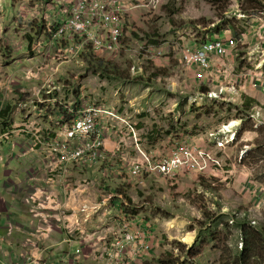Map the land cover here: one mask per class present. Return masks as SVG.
<instances>
[{
  "label": "rangeland",
  "instance_id": "1",
  "mask_svg": "<svg viewBox=\"0 0 264 264\" xmlns=\"http://www.w3.org/2000/svg\"><path fill=\"white\" fill-rule=\"evenodd\" d=\"M252 1L249 3L246 0H134L133 10L125 20L121 52L94 54L96 60L94 63L89 61L87 54L69 64H63L57 76H54L53 84H62L64 88L61 91H54L53 94L55 96L60 94V99L65 100L71 108H75L78 102L88 107L103 108L115 113L129 124L131 122L126 113L134 114L135 109L142 106L149 113L145 114L144 118L148 123L146 132L153 134L143 135V140H146L148 146L144 149L150 151L149 148L153 147L152 151L160 153L167 151V147L171 146L169 134L172 116L166 113L170 111L167 109L169 104L163 103L178 99L189 101L193 99V93H199L195 89L179 95L178 98L177 93L169 90L174 84L190 87L193 75L186 63L187 53L202 47L210 36H218L222 31L232 30L241 37L247 34L249 39L248 34L252 26H256L257 23L264 25V0ZM254 6L259 8V12L243 13ZM18 11L19 8H14L13 0H3L0 8V50L3 49L5 53L13 54L14 57H0V101L6 103L5 105L11 103L15 106L10 120L20 125L22 123L20 103L34 101L37 104L38 92L32 88L43 84L42 81H28L24 71L28 67L35 68L45 57L37 52H30L26 48L28 43L23 42L28 35L36 33V30L37 33L34 35L39 39L41 36L37 35L38 32H42V25L33 30L38 20L25 21L18 17ZM240 15L246 18H241ZM252 21L258 22L253 24ZM17 26L19 28L15 32L14 28ZM247 47L248 45L239 48L240 51L248 53L250 50ZM35 57L38 60L33 59ZM24 59L27 60L23 61ZM58 63L59 61H56L54 67ZM99 64L106 72L97 70ZM252 64L253 62H245L243 67L247 71L255 70L256 67L251 66ZM10 77L16 81L11 87L5 83ZM78 106L80 109V104ZM213 110L218 114V108ZM36 128L48 130L50 123L42 120V126ZM119 128L125 133L122 124ZM4 132L0 124V134ZM30 132L23 139L22 137L16 139L29 147L30 142L27 140L35 138V127ZM156 140L161 142L157 150L154 148ZM3 153L0 155L6 160L9 152ZM211 155L216 161H220L218 153L211 151ZM263 158L264 152L261 151L253 163L254 171H244V176L239 171L240 178H233L231 187L227 189L226 176L220 174L219 166L216 165L204 172L211 171L209 175L192 172L195 175L190 176V173L182 172L173 178L144 175L138 179L132 176V187L126 191L132 203L125 201L124 197L122 199L126 203L124 207L130 220L146 223L151 228L153 241L155 234L159 240L154 248V262L151 263L159 264V259L173 255L180 264H186L187 253L192 248L189 245L195 246L199 231L205 234L202 242L209 240L207 234L210 231H213L217 238L216 243L203 248L201 255L205 251L208 253L212 251L214 255L221 253L220 250L214 249L219 246L222 249L225 247L241 251V244L244 241L236 225L231 224L234 218H237L236 215L248 214L253 227L264 228ZM5 166L6 161L0 162V183L5 180L4 173L7 171ZM221 166L223 167V164ZM248 186L253 191L252 195L257 196L255 202H251L250 196L245 197L248 193H244V187ZM230 200H236L237 204L230 203L232 202ZM206 212L216 216L215 223L206 220L204 216ZM218 224L219 227L215 229ZM228 225L230 228H227ZM154 226L155 234L152 232ZM189 239H193V242L189 243ZM189 264L193 263L190 261ZM257 264H264V261Z\"/></svg>",
  "mask_w": 264,
  "mask_h": 264
},
{
  "label": "crops",
  "instance_id": "2",
  "mask_svg": "<svg viewBox=\"0 0 264 264\" xmlns=\"http://www.w3.org/2000/svg\"><path fill=\"white\" fill-rule=\"evenodd\" d=\"M18 1L13 0L14 8L17 7ZM41 1H43L42 4L54 1L58 5L57 0ZM2 3L3 0H0V8ZM257 22L252 21L253 24ZM40 25L42 22H38L37 26L32 29L36 30L37 27H41ZM17 28L19 27L14 28L15 32ZM251 28L248 34L247 48L250 50L248 53L240 51L239 47L232 49L223 63L213 55L212 66L208 70L196 65L189 66L188 69L193 75L190 87L180 84L171 86L169 90L177 93L178 98L179 95L195 89L199 93H193L194 97L189 101L178 99L163 103L164 105L169 104L167 109L170 111H165L172 116V127L169 134L171 146L167 147V151L162 153L152 151L153 147L149 148L150 151L144 149L148 146L146 140H143V135L153 134L146 132L148 123L144 118L148 112L141 106L135 109L134 114L126 113L128 120L136 128L138 144L123 125L125 133L123 131L120 133L121 124L114 122L112 130L103 132L105 157L97 166L85 161L80 166L68 165L66 171L57 172L52 188L56 190L62 204L67 208L65 210L69 216L73 212L80 214L84 206H88L93 211H99L89 224L84 225L83 228H86L84 233H77L76 237H71L65 231L57 229L40 233L39 229L45 228L47 224L41 223L33 216L26 202L37 188L49 187L47 179L50 174L45 170L47 165L45 152L38 149L31 150L32 138L26 139L30 142L29 147L16 138L13 141L2 140L0 153L4 154V151L9 153L5 160V167H7L4 173L5 180L0 183V264H106L102 255L108 257V249L122 238L121 223L130 219L124 207L126 203L118 191L126 193L128 188L132 187L133 165L141 157L138 148L142 149L141 151L149 157L152 163H161L169 159L174 150L184 144L209 153L214 151L219 154L220 174L226 176V189L231 187L233 178H240L239 171L243 173V176L244 171H254L252 168H254L253 163L256 161V156L261 151L264 152V51L258 50L261 44L257 36L259 31L264 30V25L257 23ZM41 29L42 32H38L37 36L48 33L44 26ZM36 33L30 36L35 39ZM233 35L241 38L236 32ZM245 36L248 37L247 34ZM28 38L23 42L28 43L26 48L31 52L32 41L30 37ZM215 38L225 40V32L222 31L218 36H210L208 41ZM6 55L5 50H0V57ZM10 55L14 57L13 54ZM33 59L38 60L37 57ZM245 62H253L251 66L256 69L245 70L243 67ZM26 90L23 89V91ZM212 93L218 94V98L209 99ZM215 108L219 109L218 114L214 113ZM234 135H236L234 143L224 149L217 147V141ZM24 136H21L22 139ZM160 143L156 140L154 147L156 150ZM210 173L212 172L209 171L202 175ZM189 175L192 176L195 173ZM152 176L155 175H150ZM252 192L249 186L244 187V193H248L245 197L250 196L251 202L257 198L256 195H252ZM109 195H112L114 200L108 209L102 208V204ZM230 201H232L230 203L237 204L236 200ZM226 202L229 201L226 200ZM236 216L238 220H251L248 214L243 213ZM80 218L83 221V216ZM69 220L74 222L72 217ZM136 223L139 227L146 228V225ZM97 229L104 233L103 243L93 242L89 238V234L97 232ZM154 230H156L155 226L153 233ZM158 242L155 234L152 253L148 258L135 257L131 251L127 258L136 261V264H152L155 258L154 248ZM193 246L189 245V247ZM80 250L84 253L82 257L76 256ZM221 258L222 253L220 252L214 255L212 251L209 253L205 251L195 260L194 264H221Z\"/></svg>",
  "mask_w": 264,
  "mask_h": 264
},
{
  "label": "built area",
  "instance_id": "3",
  "mask_svg": "<svg viewBox=\"0 0 264 264\" xmlns=\"http://www.w3.org/2000/svg\"><path fill=\"white\" fill-rule=\"evenodd\" d=\"M57 1L58 5L54 1L42 4L41 0H19L16 4V8H19V18L25 21L38 20L36 22H42V26L48 31L31 43V52L41 54L45 57L44 60L39 62L35 68L28 67L24 71L28 81L37 80L42 81L43 84L32 88L38 92V103L34 101L20 103L22 123L17 125L14 122L13 129L0 134V142L2 140L13 141L14 138L26 136L35 127V138L32 144L30 143V148L34 151L38 149L45 152L47 160L45 170L50 174L47 179L49 187L37 188L26 202L33 216L41 223L47 224L45 228L39 229L40 233L57 229L65 231L71 237H76L77 233H84L83 231L86 230L83 228L84 225L89 224L99 211H93L88 206H84L80 214L73 212L69 216L65 210L67 208L62 204L56 190L52 188L57 172L66 171L68 165L80 166L85 161L97 166L105 157L103 132L112 130L113 123L116 121L129 131L136 143H138V135L133 125L106 109L85 105H81L80 109L69 107L65 100L60 99V94L57 96L53 94L54 91H61L64 88L62 84L54 85L53 78L57 76L63 64H69L84 57L88 51H92L95 55L120 53L125 20L133 10L134 0ZM240 17L246 18L243 15ZM225 35V40L211 39L195 51L188 52L185 57L187 65H196L208 70L212 66L213 55L223 63L232 49L248 45L246 36L237 38L232 30L226 31ZM257 36L261 44L258 50L264 51V30L259 31ZM56 61L59 63L54 67ZM5 83L11 87L16 81L10 77ZM46 94L49 96L46 97ZM218 96L212 93L209 99L214 100ZM67 112L73 116L71 121H67L65 115ZM42 120L50 123L48 130L42 131V128H36L42 126ZM44 134H54V136ZM235 139L236 135L217 141V147L224 149L234 143ZM138 151L141 157L137 163H134L131 172L135 178L147 174L173 178L181 172L204 173L213 165L219 166L211 153L195 149L188 144L177 147L172 157L161 163H152L139 148ZM0 161H5L1 155ZM113 200L112 195L106 197L102 208L108 209ZM80 216H83V221ZM70 217L74 218V222L69 220ZM234 223L233 220L231 224L234 225ZM140 224L146 225V228L139 227L130 219L121 223L122 238L108 249V257L102 255L106 264H126V261H128L127 264H136V261L127 258L129 251L135 257L148 258L150 256L153 249L151 228L146 223ZM103 234V231L97 229V232L89 234V238L93 242L103 243L105 241ZM96 246L98 247L97 244ZM243 246L241 244V250ZM83 254L80 250L76 256L82 257Z\"/></svg>",
  "mask_w": 264,
  "mask_h": 264
},
{
  "label": "trees",
  "instance_id": "4",
  "mask_svg": "<svg viewBox=\"0 0 264 264\" xmlns=\"http://www.w3.org/2000/svg\"><path fill=\"white\" fill-rule=\"evenodd\" d=\"M249 3H252V0H246ZM252 11L259 12V8L256 6L252 7L251 9L243 11L244 14H249ZM31 41L33 42L34 38L29 36ZM88 54V55H87ZM87 57L90 58L89 61L91 63L96 62L94 58V53L92 51H88ZM85 55V56H86ZM7 58H10L11 55H6ZM84 56V57H85ZM104 67L99 64L97 66V70L101 71L103 70L106 72ZM78 95V94H77ZM6 103H3L0 101V124L2 126L3 131L10 130L12 126L14 125V121L11 119V114L13 113L15 106L11 103H8V105H5ZM81 106V102H78ZM78 104H76V108H78ZM67 121H71L73 119V116H70V114L65 113ZM118 194L122 197H124L125 201L132 203L131 199H128L126 193L123 191H118ZM204 216L206 220L210 223H215L216 216H213L209 213H204ZM235 225L237 227V230L241 234V238L244 241L243 243V249L240 250H230L229 248L222 249L221 246L214 247V249H218L222 253L221 258V264H257L259 262L264 261V228L261 227H253L252 223L249 221V219H245L244 221H238V219L234 218ZM219 227V224L215 226V229ZM227 228H230L228 225ZM209 240H204L202 242L203 237L205 234L202 231H199L198 239L189 252L187 253L188 262L186 264H189L191 261L193 264L195 263V260L201 255L203 248L210 247L212 243L217 242L216 235L213 234V231H210V233L207 234ZM221 242V241H220ZM159 264H180L179 260H175L173 255H169L167 258L159 259Z\"/></svg>",
  "mask_w": 264,
  "mask_h": 264
},
{
  "label": "bare ground",
  "instance_id": "5",
  "mask_svg": "<svg viewBox=\"0 0 264 264\" xmlns=\"http://www.w3.org/2000/svg\"><path fill=\"white\" fill-rule=\"evenodd\" d=\"M188 242H189V243L193 242V239H190Z\"/></svg>",
  "mask_w": 264,
  "mask_h": 264
}]
</instances>
